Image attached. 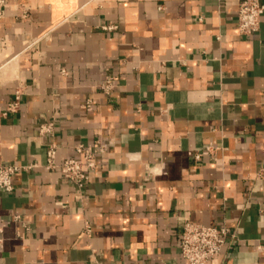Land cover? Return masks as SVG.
Returning <instances> with one entry per match:
<instances>
[{
    "label": "crops",
    "instance_id": "1",
    "mask_svg": "<svg viewBox=\"0 0 264 264\" xmlns=\"http://www.w3.org/2000/svg\"><path fill=\"white\" fill-rule=\"evenodd\" d=\"M9 3L0 164L34 166L0 188V264H185V221L236 230L209 264H264V15L243 35L239 0ZM48 143L110 146L79 190Z\"/></svg>",
    "mask_w": 264,
    "mask_h": 264
},
{
    "label": "built area",
    "instance_id": "2",
    "mask_svg": "<svg viewBox=\"0 0 264 264\" xmlns=\"http://www.w3.org/2000/svg\"><path fill=\"white\" fill-rule=\"evenodd\" d=\"M9 0H0V18L5 16ZM30 15L28 8H25L21 17L23 19ZM264 15V2L262 0H239L238 30L243 35H252L259 30L262 16ZM103 93L110 95L116 88L115 79L107 76L100 84ZM21 93L16 92L8 110L17 109ZM91 106V101L87 107ZM52 124H45L41 127V133L51 132ZM110 144L100 143L91 150L84 144L76 147L77 153L82 157L67 158L62 163L57 162L58 147L54 143L47 144V165L48 169H58L68 181L72 182L79 190H83L89 180V170L97 165V157L104 153ZM206 153H212L213 147H207ZM206 153H198L195 160H201ZM34 165H20L18 163L0 164V188L5 191L14 189L13 178L16 173L23 169H29ZM237 239L236 230L227 226H204L201 224L185 221L181 232L180 252L185 264H209L210 260L216 257L222 250Z\"/></svg>",
    "mask_w": 264,
    "mask_h": 264
}]
</instances>
